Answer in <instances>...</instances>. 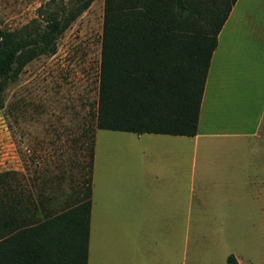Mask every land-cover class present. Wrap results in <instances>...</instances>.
I'll return each instance as SVG.
<instances>
[{
    "label": "rangeland",
    "instance_id": "rangeland-1",
    "mask_svg": "<svg viewBox=\"0 0 264 264\" xmlns=\"http://www.w3.org/2000/svg\"><path fill=\"white\" fill-rule=\"evenodd\" d=\"M48 0H0V26L24 27L39 18ZM74 0H65L71 5ZM243 0L222 30V44L232 33H247V47L224 51L235 55L229 101L212 108L218 73L205 96L202 128L256 133L258 156L264 145V0H252L251 14ZM104 0H94L59 38L57 51L31 62L4 92L0 107V199L7 202L23 186L43 196L45 208L64 209L81 196L89 166L91 134L95 131ZM217 63L215 64V66ZM230 68V69H231ZM229 70L226 66L222 71ZM232 70V69H231ZM216 106V104L214 105ZM224 126V127H223ZM137 134L97 130L94 175L96 195L115 209L119 222H97L92 228L90 264H227L235 255L241 264H264V215H241L249 228L219 230L197 201L180 209L178 229L161 223L169 214L149 213L135 197L140 153L150 143ZM149 137V136H148ZM153 144V143H152ZM149 152V151H148ZM252 156V147L241 150ZM150 157V156H149ZM122 180L128 182L122 185ZM113 192L111 195L110 193ZM107 197V199H106ZM11 201V200H10ZM141 223L137 228V213ZM145 214V215H144ZM97 226V227H96ZM107 226V228L105 227ZM187 227V229H185ZM201 240V245L198 241Z\"/></svg>",
    "mask_w": 264,
    "mask_h": 264
},
{
    "label": "trees",
    "instance_id": "trees-1",
    "mask_svg": "<svg viewBox=\"0 0 264 264\" xmlns=\"http://www.w3.org/2000/svg\"><path fill=\"white\" fill-rule=\"evenodd\" d=\"M94 0H48L24 27L0 26V107L25 68L57 51ZM237 0H104L95 131L194 137L218 35ZM95 131L78 201L45 208L16 190L0 199V264H88ZM227 264H240L236 256Z\"/></svg>",
    "mask_w": 264,
    "mask_h": 264
},
{
    "label": "crops",
    "instance_id": "crops-1",
    "mask_svg": "<svg viewBox=\"0 0 264 264\" xmlns=\"http://www.w3.org/2000/svg\"><path fill=\"white\" fill-rule=\"evenodd\" d=\"M242 1L237 0L222 30L236 15V10ZM244 2L248 3L244 9V15L245 10L249 15L253 11L250 9L252 0ZM222 30L218 35V45L211 59L201 103L198 133L194 137L137 134L140 136L139 140L145 141V143H150V141L144 138L153 139L151 147L142 150V155L140 153L141 169L137 172L135 180L137 203H144L147 212L155 213L154 221H156L157 214L167 212L169 216L161 223L169 225V229H178L176 221L179 213L178 208L183 209L187 206L191 208L195 199L204 208L209 220H212L219 230L246 229L250 227V223L253 224L252 228H255L256 226L251 220L248 224L241 222V215H264V152L258 156V144L250 141L251 137H256V133H237L227 128L221 130L219 128H202L201 126L205 96L211 75L218 73V84L214 91L212 108L216 109L217 103L221 101H229L234 93L233 88L231 86L227 88L225 83L232 85L235 81L234 68H231L235 55L225 54L219 66L220 56L224 51H236L237 46L242 49L247 47V43L242 41L247 38V33L230 34L227 36L226 45L223 46L224 33ZM226 66L229 67V70L222 71ZM215 104L216 106H214ZM96 132L97 130L95 131L92 171L88 264L92 258L93 225L98 221L102 222V220L104 223L109 220L120 221L111 204L100 199L103 197L96 195L94 175ZM250 147H252V156H241V150H247ZM262 150L264 151V145ZM121 182L122 185L128 183L125 180ZM110 194L112 195L113 192ZM140 216L141 213L138 212L137 228L141 223ZM105 227L107 228V226ZM261 229H264V225ZM202 239L203 236L198 241L201 245H203ZM239 263L241 264L240 261Z\"/></svg>",
    "mask_w": 264,
    "mask_h": 264
}]
</instances>
